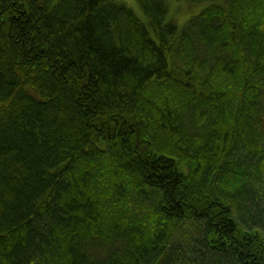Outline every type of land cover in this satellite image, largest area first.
I'll return each instance as SVG.
<instances>
[{"label": "trees", "instance_id": "trees-1", "mask_svg": "<svg viewBox=\"0 0 264 264\" xmlns=\"http://www.w3.org/2000/svg\"><path fill=\"white\" fill-rule=\"evenodd\" d=\"M209 1L0 0V264H264V0Z\"/></svg>", "mask_w": 264, "mask_h": 264}, {"label": "rangeland", "instance_id": "rangeland-1", "mask_svg": "<svg viewBox=\"0 0 264 264\" xmlns=\"http://www.w3.org/2000/svg\"><path fill=\"white\" fill-rule=\"evenodd\" d=\"M130 6L137 16L147 22V16L142 12L137 0H119ZM167 6V18L172 20L181 29L186 21L201 11L207 4L210 3L209 0H201L194 2L191 0H165ZM221 1V0H220Z\"/></svg>", "mask_w": 264, "mask_h": 264}]
</instances>
